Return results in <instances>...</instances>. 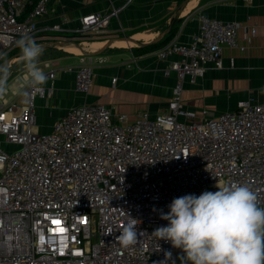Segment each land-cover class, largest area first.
I'll return each mask as SVG.
<instances>
[{
  "label": "built area",
  "instance_id": "1",
  "mask_svg": "<svg viewBox=\"0 0 264 264\" xmlns=\"http://www.w3.org/2000/svg\"><path fill=\"white\" fill-rule=\"evenodd\" d=\"M50 9L51 0H0V53L18 49L23 33L37 38ZM117 12H88L75 33L105 32ZM197 20L189 42L176 35L155 51L170 61L165 74L177 77L167 109L155 116L142 111L129 122L108 106L83 103L67 109L51 130L37 131V100L56 91L60 68L50 60L40 67L51 83L32 91L31 105L15 95L16 82L0 100V264H176V249L152 235L167 225L160 214L174 198L235 182L264 205V101H239L210 117L183 102V81L222 68L224 48L238 46L237 21L203 12ZM95 60L83 56L68 67L81 94L94 83ZM129 221L138 243L123 248L116 237Z\"/></svg>",
  "mask_w": 264,
  "mask_h": 264
},
{
  "label": "crops",
  "instance_id": "2",
  "mask_svg": "<svg viewBox=\"0 0 264 264\" xmlns=\"http://www.w3.org/2000/svg\"><path fill=\"white\" fill-rule=\"evenodd\" d=\"M177 3L178 0H51V9L48 15L40 19L41 29L36 37L40 39L38 41H44L47 37L54 35V30L43 29L45 26L54 24H60L63 27L61 32L77 35L75 30L80 25L82 15L88 12L117 9V14L112 17L104 32L106 35L102 36V40L91 43L102 44L98 45L101 48L110 38L109 34H120L123 30L124 33L148 44L165 29L174 16ZM199 12L221 20H234L241 25L238 31V46L224 48V66L209 67L202 79L212 81L215 78H224L228 81L250 83L260 89V94L256 98L250 97L239 101L248 99L256 102L264 101V0H198L186 15H182L181 21L175 24L176 31L171 39L178 35L179 40L189 42L198 29L197 13ZM90 36L96 35L82 34L77 35L76 38L83 39ZM110 47L114 48L112 45ZM133 49L117 47V49L93 55L96 59L95 77L88 94H81L75 90L74 71L68 69L69 66L76 65L78 56L72 54L53 59L56 67L60 69L57 71L59 76L52 84L58 93H61L67 107L66 110L54 113V109H49L48 99L39 98L37 114L46 110L49 117L45 120V126L36 119V130L39 132L51 130L54 121L63 116L67 109L83 103L108 106L116 114H126L129 122L135 121L142 111H147L152 116L165 111L177 82L175 72L165 74V68L170 61L160 60L155 54L157 50L136 55ZM113 77H117L115 84L112 82ZM48 83L51 82L48 81L46 84ZM128 90L163 93L166 101L162 107L152 103L148 109L136 111L126 109L119 102L124 99L123 96H126L124 93ZM188 93V88L183 89L184 104L204 116L198 111L199 108L195 103L189 101ZM55 95L57 97V93ZM237 104L226 108L225 111L235 109ZM175 254L176 264H181L182 251L176 249Z\"/></svg>",
  "mask_w": 264,
  "mask_h": 264
},
{
  "label": "clouds",
  "instance_id": "3",
  "mask_svg": "<svg viewBox=\"0 0 264 264\" xmlns=\"http://www.w3.org/2000/svg\"><path fill=\"white\" fill-rule=\"evenodd\" d=\"M15 45L20 50V74L14 92L24 104L31 105L32 91H42L48 80L39 66L43 47L28 33H23ZM11 77L6 54L0 53V100L13 91ZM216 188L199 196L174 198L169 211L160 214L167 225L156 228L152 235L180 249L181 264H264V207L256 193L235 182L217 183ZM116 242L123 248L136 245V224L126 223ZM169 259L171 253L166 252L165 260Z\"/></svg>",
  "mask_w": 264,
  "mask_h": 264
},
{
  "label": "rangeland",
  "instance_id": "4",
  "mask_svg": "<svg viewBox=\"0 0 264 264\" xmlns=\"http://www.w3.org/2000/svg\"><path fill=\"white\" fill-rule=\"evenodd\" d=\"M178 5L179 3H177L175 10L178 7ZM121 33L127 34L126 32L124 33V31L122 30L120 31V34H115V35L109 34V35H110V38H113V37L121 36L122 35ZM105 35L106 34L103 32L99 35L85 37L83 39H78L74 37V38H60L57 40L67 41V42L76 41L82 44L84 42L102 40L101 39L102 36H105ZM35 39L37 43L42 42V41H38L40 40L38 38H35ZM106 42L107 40L105 41V43ZM134 47H137V45L134 44L130 48L133 49ZM112 49H117V47H114V48L108 47L104 51L107 52L108 50H112ZM88 51H92V50H88ZM14 54L15 53L9 54L6 57L7 61H11L9 63V67L12 70V77H11L12 87H14L16 79L19 77V74H20L19 58L15 60L10 59L12 55ZM72 54H75L78 56V62L80 61V58L83 56H88V57L92 56L89 54L83 55L81 51L78 53H74V52L65 51L64 49H61V48H48L46 50H43V54L41 55L40 60H39V66L45 69L43 66V62L47 60L54 61L53 59H57L61 56L72 55ZM95 62H94V66L96 64ZM58 76L59 74L56 75V77ZM183 87L186 90L188 88L189 101L194 102L196 107L199 108L198 111L202 113L205 117H210V116H213L214 114L225 111L226 108L235 106L237 102L241 99H246L250 97L256 98V96L260 94V89L256 86H252V84L250 83L228 81L224 78H215L212 81L202 79V77L197 78L195 81L185 79L183 81ZM56 93H57V97L55 95L53 98L48 99V102L50 103L49 105L50 107L49 106L48 107L50 110L54 109L53 110L54 113H58L67 107L64 99L60 95L61 93L59 94L57 90L55 91V94ZM124 95L126 96H123V94L121 95L123 96L124 99L121 100L119 103L123 104L126 109H130L133 111H136L138 109H148V107L152 103L159 104L160 107H162L163 106L162 104L166 101V98L163 93H154L148 90H128L126 93H124ZM48 117H49V114L46 110H44L41 114L39 113V115L36 114L37 121L40 120V122L43 123V126H45V122H46L45 120Z\"/></svg>",
  "mask_w": 264,
  "mask_h": 264
},
{
  "label": "water",
  "instance_id": "5",
  "mask_svg": "<svg viewBox=\"0 0 264 264\" xmlns=\"http://www.w3.org/2000/svg\"><path fill=\"white\" fill-rule=\"evenodd\" d=\"M188 1L189 0H181V2L179 3L178 7L176 8V10L174 12V16L170 19V21L167 24V26L165 27V29L155 39H153L152 41H150L148 43H156V42L160 41L166 34H168L171 31V29L175 26L176 23L180 22V20L182 18L181 11H182L184 5ZM116 39H127L128 41L134 42V44H136L137 46H144L147 44L143 41L135 39L132 35H128V34H122L121 36L110 38L107 40V42L101 48L93 50V51H88L87 49L83 48L80 43H78L76 41L67 42V41L53 40V41H44V42H41L38 44L42 45L43 50H46L48 48H61L65 44L74 43L75 45H77L80 48V51L83 54H86V55L89 54V55L93 56V55H98V54L102 53L106 48L110 47L112 45L113 41ZM19 56H20V50L17 51L14 55H12V57L10 59L15 60V59L19 58Z\"/></svg>",
  "mask_w": 264,
  "mask_h": 264
},
{
  "label": "trees",
  "instance_id": "6",
  "mask_svg": "<svg viewBox=\"0 0 264 264\" xmlns=\"http://www.w3.org/2000/svg\"><path fill=\"white\" fill-rule=\"evenodd\" d=\"M180 2H181V0H178V3H180ZM175 31H176V27H173L171 29V31L168 34H166L160 41H158L156 43H148L144 46L134 47L133 50L136 53V55H140V54H144V53H148V52L158 50L171 40ZM53 34L54 35L47 37V39H45L44 41H53V40H57L60 38L77 37V35L61 32V31H55V32H53ZM44 41H42V42H44ZM17 51H19V49H15L14 51H12V53H16ZM12 53H10V54H12Z\"/></svg>",
  "mask_w": 264,
  "mask_h": 264
},
{
  "label": "bare ground",
  "instance_id": "7",
  "mask_svg": "<svg viewBox=\"0 0 264 264\" xmlns=\"http://www.w3.org/2000/svg\"><path fill=\"white\" fill-rule=\"evenodd\" d=\"M198 0H189L183 7L182 11H181V15H186L191 9L192 7H194L196 5ZM138 40V39H137ZM97 43H91V42H84L81 44V46L87 50H96L97 48H99V45ZM134 45V42L132 41H128L127 39H116L113 41L112 46L113 47H120V48H125V47H132ZM61 49H64L65 51H69V52H74V53H78L80 52V48L75 45L74 43H68L65 44L61 47ZM18 59V58H17ZM11 61L8 62V65Z\"/></svg>",
  "mask_w": 264,
  "mask_h": 264
},
{
  "label": "snow or ice",
  "instance_id": "8",
  "mask_svg": "<svg viewBox=\"0 0 264 264\" xmlns=\"http://www.w3.org/2000/svg\"><path fill=\"white\" fill-rule=\"evenodd\" d=\"M54 223H58V222L54 221ZM61 230L63 231V229H61Z\"/></svg>",
  "mask_w": 264,
  "mask_h": 264
}]
</instances>
